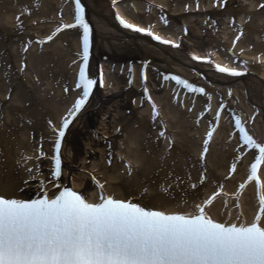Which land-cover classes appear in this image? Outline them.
<instances>
[{
	"label": "bare ground",
	"instance_id": "obj_1",
	"mask_svg": "<svg viewBox=\"0 0 264 264\" xmlns=\"http://www.w3.org/2000/svg\"><path fill=\"white\" fill-rule=\"evenodd\" d=\"M81 5L91 28V70L100 80L103 74V83L97 79L67 130L65 180L93 190L90 170L118 198H149L157 201L150 206L174 211L194 209L216 191L241 185L252 157L237 160L242 148L232 119L242 117L264 138V0H81ZM74 12L73 0H0V193L22 196L23 186L49 175L52 163L45 156L52 154L54 129L82 92L75 87L82 41L79 28L46 38L74 23ZM119 14L146 31L118 24ZM217 64L242 75L221 73ZM175 75L205 93L178 88ZM242 202L251 217L252 188ZM222 206L219 200L212 211L224 219Z\"/></svg>",
	"mask_w": 264,
	"mask_h": 264
},
{
	"label": "snow or ice",
	"instance_id": "obj_2",
	"mask_svg": "<svg viewBox=\"0 0 264 264\" xmlns=\"http://www.w3.org/2000/svg\"><path fill=\"white\" fill-rule=\"evenodd\" d=\"M74 2L75 22L61 25L46 38L51 41L64 29L82 30V63L75 85L82 92L68 116L62 120L56 134L55 154L52 156L54 167L50 169L51 175L55 177L62 174L60 153L65 130L71 118L86 105L97 83L96 79L88 75L91 28L85 20L81 0ZM120 23L134 31H146L123 19H120ZM147 34L151 35L150 32ZM153 38L161 40L159 36ZM239 39L240 36H237L233 43ZM162 42L172 43L169 40ZM215 67L221 73L242 75L236 69L218 64ZM102 75L101 73V84ZM142 79H146L143 74ZM171 79L190 92L205 93V89L193 87L179 77L173 76ZM144 91L147 93L148 89L145 87ZM147 99L150 100L151 97L147 96ZM153 110L155 111L154 105ZM218 117L219 113L217 119ZM235 128L239 132V139L248 148L258 150L247 177L248 181L257 182L259 196V212L253 222H218L206 215L205 206L202 205H197V212L192 215L148 209L130 200L105 196L103 185L93 177V182L101 190L98 202L95 203H89L83 195L69 187H64L53 198H49L47 193L31 199L0 194V264H264V195L259 194L260 179L257 175L258 167L264 163V144L253 139L239 117L235 120ZM159 135L163 137L165 133L160 132ZM212 135L213 131L207 133L209 139ZM208 143L206 139L201 161L208 151ZM39 158L41 157L38 156ZM36 167L38 170L39 165ZM231 167L235 171L236 163ZM31 171L29 169L30 173ZM168 187L170 184L162 185V190L167 191ZM240 187L243 188L244 185L241 184ZM220 194L217 192L214 195ZM213 198L206 200L204 205L211 204Z\"/></svg>",
	"mask_w": 264,
	"mask_h": 264
}]
</instances>
